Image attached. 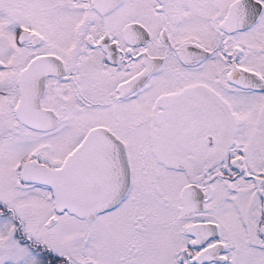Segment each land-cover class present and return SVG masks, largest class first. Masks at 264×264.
Wrapping results in <instances>:
<instances>
[{
    "label": "snow or ice",
    "instance_id": "obj_1",
    "mask_svg": "<svg viewBox=\"0 0 264 264\" xmlns=\"http://www.w3.org/2000/svg\"><path fill=\"white\" fill-rule=\"evenodd\" d=\"M0 264H264V0H0Z\"/></svg>",
    "mask_w": 264,
    "mask_h": 264
}]
</instances>
